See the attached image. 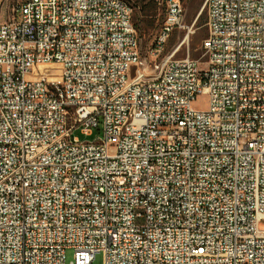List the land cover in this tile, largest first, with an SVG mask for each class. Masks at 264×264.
Segmentation results:
<instances>
[{
    "label": "built area",
    "instance_id": "obj_1",
    "mask_svg": "<svg viewBox=\"0 0 264 264\" xmlns=\"http://www.w3.org/2000/svg\"><path fill=\"white\" fill-rule=\"evenodd\" d=\"M166 3L143 49L128 0H0V264H264V0H205L202 61Z\"/></svg>",
    "mask_w": 264,
    "mask_h": 264
},
{
    "label": "rangeland",
    "instance_id": "obj_2",
    "mask_svg": "<svg viewBox=\"0 0 264 264\" xmlns=\"http://www.w3.org/2000/svg\"><path fill=\"white\" fill-rule=\"evenodd\" d=\"M12 1L13 0H5L6 4H10ZM129 1L133 6V20L135 24V22L139 19V16L142 14L140 10V1ZM182 2L185 8V27H177L169 35L166 42L165 53L168 54L175 51V58H183L189 56L191 58L199 59L202 61L206 58L204 49L202 47V42L208 34V28L205 25V21L207 18V10L203 8L205 0H182ZM200 11L204 12L201 24L197 20V16ZM166 12L167 3L165 2V0H158L156 11L153 13L151 18H145L146 21L145 23H143L141 30L135 25L137 33L141 39L143 49L147 48V46L154 41L161 28ZM201 66H205V64H201ZM49 67H53L50 68V70H54L53 72L57 71V67H59L60 71L62 70L61 66L57 63H52L50 65L43 66V69L46 70ZM208 105L209 101L206 92H203L202 94L198 95L196 100L194 101V106L197 109H206ZM75 134L78 135L81 139H94L96 137L102 136L103 131L95 129L94 134L87 136L84 135L80 130H76ZM73 254V249L67 250L68 261L72 259ZM102 260L103 253H97L96 263H101Z\"/></svg>",
    "mask_w": 264,
    "mask_h": 264
},
{
    "label": "trees",
    "instance_id": "obj_3",
    "mask_svg": "<svg viewBox=\"0 0 264 264\" xmlns=\"http://www.w3.org/2000/svg\"><path fill=\"white\" fill-rule=\"evenodd\" d=\"M129 1V0H128ZM140 1V10L142 14L139 16V19L135 22V25L137 28L141 30L143 23H145V18H151L153 13L157 9L158 0H139ZM167 0H165L166 2ZM130 2V1H129ZM203 14L204 12H201V14L198 16V21L201 24L203 20ZM198 24V25H200ZM147 27V26H146Z\"/></svg>",
    "mask_w": 264,
    "mask_h": 264
},
{
    "label": "bare ground",
    "instance_id": "obj_4",
    "mask_svg": "<svg viewBox=\"0 0 264 264\" xmlns=\"http://www.w3.org/2000/svg\"><path fill=\"white\" fill-rule=\"evenodd\" d=\"M50 64H52V63H50ZM50 64L41 65V69L44 72H53L54 70H50V68H53V67H49L46 70L43 69V66L50 65ZM58 71H60L59 67H57L56 72H58ZM218 133H229V126H218Z\"/></svg>",
    "mask_w": 264,
    "mask_h": 264
},
{
    "label": "water",
    "instance_id": "obj_5",
    "mask_svg": "<svg viewBox=\"0 0 264 264\" xmlns=\"http://www.w3.org/2000/svg\"><path fill=\"white\" fill-rule=\"evenodd\" d=\"M201 12H202V11H200V13L198 14V16L201 14ZM198 16H197V18H198Z\"/></svg>",
    "mask_w": 264,
    "mask_h": 264
}]
</instances>
